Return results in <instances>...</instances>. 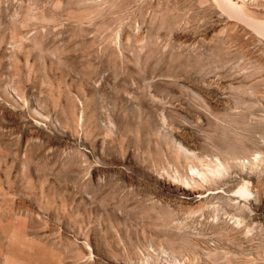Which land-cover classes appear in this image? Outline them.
Wrapping results in <instances>:
<instances>
[{"label":"rangeland","instance_id":"obj_1","mask_svg":"<svg viewBox=\"0 0 264 264\" xmlns=\"http://www.w3.org/2000/svg\"><path fill=\"white\" fill-rule=\"evenodd\" d=\"M232 1L0 0V264H264V0Z\"/></svg>","mask_w":264,"mask_h":264},{"label":"bare ground","instance_id":"obj_2","mask_svg":"<svg viewBox=\"0 0 264 264\" xmlns=\"http://www.w3.org/2000/svg\"><path fill=\"white\" fill-rule=\"evenodd\" d=\"M229 3H230V5H231V7H232L234 10H236L238 13H242L244 16L246 15L245 12L241 9V7H239L236 3H233L232 0H229ZM227 6H228V4H227ZM246 17H247V15H246ZM247 19H248V17H247ZM251 20H252V22H253L254 24L257 25L258 29H259L261 32L264 33V21H260V20H258V19H251ZM251 24H252V23H251ZM257 27H256V28H257ZM239 191H240L241 193H243V195H244L246 192H249V193H250V190H249L248 187H244V188H242V189L239 190ZM246 194H248V193H246Z\"/></svg>","mask_w":264,"mask_h":264}]
</instances>
